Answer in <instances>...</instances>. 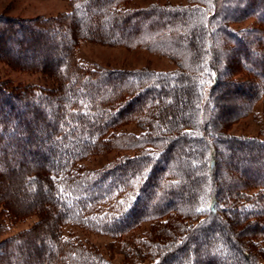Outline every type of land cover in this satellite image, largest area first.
<instances>
[{"label": "trees", "instance_id": "16d2710c", "mask_svg": "<svg viewBox=\"0 0 264 264\" xmlns=\"http://www.w3.org/2000/svg\"><path fill=\"white\" fill-rule=\"evenodd\" d=\"M66 1L54 17L0 14V61L55 84L0 79V203L13 223L38 218L0 240V264H107L67 225L109 236L129 264H264V136L229 133L264 105V0ZM81 41L144 47L176 68L92 66ZM131 122L139 134L118 131ZM121 146L137 152L78 164Z\"/></svg>", "mask_w": 264, "mask_h": 264}, {"label": "rangeland", "instance_id": "374dc122", "mask_svg": "<svg viewBox=\"0 0 264 264\" xmlns=\"http://www.w3.org/2000/svg\"><path fill=\"white\" fill-rule=\"evenodd\" d=\"M151 4L184 7L186 5H193V2L189 0H130L127 7L140 8ZM67 10H69V5L66 0H0V14L21 19L40 16L54 17L66 12ZM252 24L253 20L250 18L231 24L230 26L237 29L247 27ZM76 57L78 61L92 66L113 69L146 68L157 72H165L176 68L175 63L165 55H161L156 51L148 50L144 47L127 48L125 46H110L96 42L81 41L76 51ZM221 65V68H223L225 63L222 61ZM223 78L224 77L221 76V79ZM0 79L8 80L13 85L25 84L44 88H50L55 85L52 79L45 77L39 72L18 70L11 67L4 61H0ZM219 89L220 92L225 91L223 87ZM119 130H122L125 134L133 137L139 134V130L133 122L119 127L118 131ZM229 133L257 137L264 136L263 103L257 102L253 106L251 113L232 124L229 128ZM129 139H131V137ZM135 152H137L135 149L124 148L122 146L115 147L101 153L90 154L78 164L88 170H98L120 156L131 155ZM18 190L19 189L16 185L10 184L9 191L17 197L20 195V191ZM37 220L38 218L36 215H29L24 219L16 220L13 223L3 212V205L0 203V240L30 228L37 222ZM147 229L148 224L144 223L140 229L132 233V236L127 235L122 238L124 241L132 245L133 241L131 237H134L135 235L140 236L142 232ZM62 233L64 237H74L85 242L86 245L94 246L107 264H129L134 258L133 255H126V253H124V248L122 252H119L120 250L110 246V242H112V240L109 236L92 233L73 225L65 226ZM34 245V247H36L37 243L35 242ZM34 247L32 246L30 248L31 251ZM146 260L147 259L143 261L145 262ZM260 260L264 263V255Z\"/></svg>", "mask_w": 264, "mask_h": 264}, {"label": "snow or ice", "instance_id": "6c2138e0", "mask_svg": "<svg viewBox=\"0 0 264 264\" xmlns=\"http://www.w3.org/2000/svg\"><path fill=\"white\" fill-rule=\"evenodd\" d=\"M185 135H188V134H190V133H184ZM55 179V178H54ZM61 191V194L63 195V192H64V189H61L60 190ZM197 211H204V209H197Z\"/></svg>", "mask_w": 264, "mask_h": 264}]
</instances>
